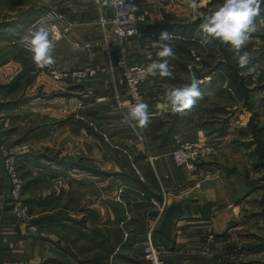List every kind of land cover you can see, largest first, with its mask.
I'll list each match as a JSON object with an SVG mask.
<instances>
[{
	"label": "crops",
	"instance_id": "obj_1",
	"mask_svg": "<svg viewBox=\"0 0 264 264\" xmlns=\"http://www.w3.org/2000/svg\"><path fill=\"white\" fill-rule=\"evenodd\" d=\"M142 2L143 0H139V7ZM49 8L62 14L67 26H70L69 31L55 45L53 52L62 70L107 68L109 55L105 51L106 44L113 48L110 57L115 65L122 56H125L128 64L141 65L131 61L130 56L135 53L128 50L131 44L136 41L141 42V40H152V35L156 40L160 38L157 32L150 30L144 32L142 37L130 39L121 47L118 46L110 29L104 31L99 25L101 18L113 16L109 4H104V0H0V47L8 54L4 56V59L8 61L4 64L0 62V264H85L96 255L98 250L94 248V251L81 252V248H87V240L83 234L92 235L97 229L110 230L112 240L116 239L118 217L116 204H120L116 202L115 194L113 196L116 191L121 193L120 208L128 219L144 215V233L138 239L135 249L139 251L142 249L149 228L154 226L153 243L161 251L162 258L167 264H227L231 262L232 256L226 255L223 251L225 249L224 238L216 240L215 236H224L228 228L237 231L244 226L246 221L248 223V220L243 218L246 209L257 211V200H250L257 192L256 188L249 192L245 187L238 188L228 194L222 187L223 182L219 181L226 172L228 176L231 174L226 164L229 160L231 161L232 153L241 152L242 148L234 144L238 141L243 142L235 139L239 134L238 130L237 134H234L229 122L227 134L218 135L227 123V119L219 115L211 116L216 117L215 119L206 116L205 113L202 114V111L206 109L202 99L190 112V116L193 117L191 121L182 125L180 133L176 136V146L178 141L206 142L207 147L213 150L214 155H217L216 158H220L216 165L203 166L202 170L212 172L213 177L210 189L202 192L200 188L198 189L195 174L185 167L178 166L170 150H163L159 141L152 138L154 127L160 121H166L165 117L170 114V111L167 113L166 110L169 107L167 103L157 102V107L153 106L150 109L151 119L148 126L143 128V141L138 139L136 133L119 115L114 98L116 94L124 95L126 92L122 69L116 67L113 73L100 72L96 78L75 84L70 81L55 82L49 77L47 68L36 67L37 78L31 86L25 87L23 80L20 81L18 87L13 86V82L24 71V67L18 61V52L21 49L14 46L13 42L19 39L29 25ZM164 25L165 23L160 24V26ZM86 44L91 46L85 48ZM151 62L152 59H148L142 66L145 67ZM172 74V76H178L176 72ZM165 86L175 85L169 79L165 82L154 83L151 77L143 88V94L145 88H150L152 92L154 90L165 91ZM156 91L151 93L157 97L159 94ZM161 93L164 95L163 92ZM24 94L28 97H39L30 104L23 105L21 99ZM55 94H71L75 97L67 100L66 97L54 98ZM100 97H105L106 102L97 103L96 100ZM156 97L154 100L157 99ZM8 103L13 104V109H8L6 106ZM73 106L78 108L79 119L85 118V120L76 121L80 142L78 150L73 153L79 156V163H73L84 166L85 169H71L64 163H60L70 161L61 155L66 150L64 148L66 141L62 143V148L57 152L59 157L31 153L26 158H15L20 162V169L23 172L22 178L25 182L23 196L24 202L28 204L25 205L30 217L29 221L21 222L11 210L10 182L3 166L7 152L5 136L10 137L18 132L21 122L18 118H36L38 122L39 118H47L48 124H52L53 118L56 117V109L59 112L58 117L65 118L62 108L66 110V107ZM162 110L167 114L158 118L162 116ZM112 120H122L124 127L121 124H116V126L111 124ZM57 121L59 124L67 125V121L61 122L59 119ZM209 123L212 125H205ZM103 124L111 130H104ZM106 131H109L112 142L106 137ZM116 140L123 143L117 144ZM223 151L227 152L223 154ZM243 152L246 153L245 150ZM138 153L146 156L145 164H150L152 167L158 180L157 185H151L150 180L143 177L136 165L133 164V168L128 167L127 170H123L118 164L117 159L121 155L133 154L134 156ZM37 155H44V157L39 158ZM205 159L202 161L208 160ZM106 164L110 165L108 169L105 167ZM141 166L145 169V166ZM198 168L199 166L196 170L200 172ZM49 169H58L59 173H64V177L41 176L40 172ZM90 170L98 173L109 172L111 176L102 177ZM122 170L126 173L136 170L142 183L153 194L149 199L150 205L151 199H156L160 204L165 201V208L177 204L185 206L186 214L175 220L168 234L169 238L156 235L163 221L164 212L159 217V211L152 205L158 215L154 218H147V213L152 208L147 206V198L143 191L136 185L125 183L121 177L119 179L115 177V174H121ZM107 178L113 181L107 191L111 192L108 198L112 206L106 210V214H103L105 211L103 212L102 203H104V193H107L103 191V181ZM70 181H72L71 186ZM134 191L140 194L135 196V193L132 194ZM154 194L162 197V200L159 201ZM69 200L78 202L76 211L70 212L69 206H65ZM233 202L235 205L230 208ZM126 203H129V207ZM56 214L76 220L78 223L69 220L39 225L33 223L34 220L43 216ZM252 216L256 214L252 213L250 217L253 218ZM241 218L245 221L242 222ZM260 229L263 233L264 227ZM198 250H204L208 254V257L202 260L203 262L193 256V251ZM139 255L143 260L142 254ZM262 255L264 253L260 252L252 256L264 257ZM234 259L238 262L235 256ZM143 264L147 263L143 260Z\"/></svg>",
	"mask_w": 264,
	"mask_h": 264
},
{
	"label": "rangeland",
	"instance_id": "obj_2",
	"mask_svg": "<svg viewBox=\"0 0 264 264\" xmlns=\"http://www.w3.org/2000/svg\"><path fill=\"white\" fill-rule=\"evenodd\" d=\"M189 3L190 0H143L139 8L141 13L142 12L147 13L146 21L144 22L145 24H151L152 27H158L160 26V24L165 23V25L171 24L174 27H178V29H185L195 21L199 20V19L193 20V16L198 15V12L193 11L189 7ZM220 3H222V0H204L199 11L205 10L206 12ZM261 8L264 10V4H262ZM257 25L259 30L252 34L253 37H251V39L245 45L244 49H242V51H247L249 53V60L256 58L258 55L264 54V25H261L259 23H257ZM196 33H198L200 37L202 36L204 38H200L199 40L192 39V41L194 42L195 41L199 42L200 46H193L191 48L193 56L195 57V62L187 63L188 64L187 66H189L188 69H190L189 70L190 73H187L183 71L180 67H178L177 64L174 63V59L170 60V70L172 72H176L179 78H182V80H185L186 82H189L191 80V77L195 75L194 66H196L197 69L202 73H206L208 69L211 68V66L212 67L215 66L217 60L223 59L222 42L210 36L204 35L199 26ZM142 34H144V32ZM173 36H177V35H171V39L165 41V43H169L173 46L175 51V57L179 58V56H182L183 54L181 52L182 50L180 49L181 46H179L178 43L180 39H176V38H182V37L178 36L176 38H173ZM151 39L152 40H148V39L144 41L141 40V42L136 41L133 44H131V47L128 50H130V52H135L130 56L132 62L139 63L141 65L145 64V62H147V60L149 59L148 58L149 53H151L152 60L159 59V57H157L156 55L159 49L153 48L151 46V43L158 41L159 39L156 40L154 37ZM209 42L211 44L210 47H208ZM14 46L16 47L18 46L17 48L23 50L19 45H14ZM226 46L227 45H225V48ZM1 48L2 47H0V62L4 64L5 61H8L7 59H4V56L8 54L6 53V51H4L3 48L2 49ZM230 50L232 53H234V50H232L231 47ZM29 56L31 55L29 54ZM237 63H238V58L236 56H232L231 64L233 66H238ZM240 76L242 82L243 83L245 82V84L251 90L250 102H252L254 106L252 107L250 106L251 108L244 107L242 101L237 103L228 94L219 97L218 94L220 90H228L231 93L233 89L231 90L229 88V81L227 78L226 80H223V77L218 76L216 77L214 86L208 89L207 97H204L202 99V101L204 102L203 106L206 108L204 109V111H202V114L205 113L206 116L209 117L219 115L221 116V118H225L229 120V122L231 123L232 132H234V134H237V130L239 134L240 132H244V131H248L249 133L247 136L238 134L235 139H238L240 141L242 140L243 142L248 140L253 141L254 137L252 134V129L264 125V61H262L260 65L256 68L250 70H240ZM210 79L211 77H207L206 81H209ZM199 81L200 83L204 82V80H199ZM230 82H232V79H230ZM23 83L24 86L28 85L26 84L25 80H23ZM151 92L152 91H150V88L144 89V102L148 104L149 113L151 111L150 109H152L153 106L157 105V102L164 101V104L167 103L164 95L161 93L164 92L163 90L156 91L157 94L159 95H157L156 97L157 99L155 100H154L155 97L152 96L153 92L152 93ZM28 93L31 94V92ZM208 93H211V95H208ZM214 107L226 108L227 113L222 114L216 112L210 114V112H208L207 110L213 109ZM62 110H63L62 114L65 115L64 116L65 118L58 117L59 112H57L58 109H56L55 111L56 117L53 118L54 121H52L53 122L52 124H48V122L46 121L47 118H43V119L39 118V122L37 121L36 118H18V120L21 121L18 132L16 134L13 133L10 137L5 136L4 139V142L6 144L5 149L7 151L6 155L8 154L7 156H9L10 158L11 157L14 158L15 160L14 163L17 164L18 169L20 168L19 165L20 162L17 161L18 159L15 158H23V157L26 158L27 156H30L29 154L31 153H33L34 155L48 154L50 156L59 157L57 156L58 155L57 152L62 148V143L65 141L66 143L64 144V148H66L68 152H66V150L62 152L61 154L62 157H65V159H68L72 162L79 163L78 161L79 156L76 153H73V151L75 152L78 150V146L80 142L79 140L80 136L77 133L78 126L76 121L78 120L82 121L85 120V118L82 117L81 119H79L80 118L78 115L79 111L76 106L66 107V110L62 108ZM166 110L168 111L167 113H169V111L170 113H172V110L169 107ZM64 111L67 112L65 113ZM115 112L117 113V110ZM161 112H163L162 116L158 118H161L165 116V114H167L164 113V110H162ZM232 113L233 116L231 117ZM211 118L216 119V117H211ZM57 119L61 120V122L67 121V125L64 126L63 124H59V121H57ZM111 124H115L116 126V124L122 125L124 123L122 122V120L119 121L112 120ZM103 128L104 130L110 129L104 124H103ZM109 135H110L109 131H106V137L110 142H112V139L110 138ZM116 142L117 144L123 143L120 140H116ZM203 144L206 148H208L206 142ZM234 144L237 147L242 148L241 152L238 153L235 151L236 153H232L233 154L232 159L228 158L231 159V161L229 160L226 166L228 168L227 170H231L230 171L231 174L228 176V173L226 172L224 176L220 177L219 181L223 182L221 183L222 187L223 189L224 188L226 189V192L228 194H230L231 191L237 190L238 188L241 189L245 187V189L248 190V192L249 190L251 189L253 190L254 188H256L257 192L254 193V195H252L253 197L250 200H254V199L257 200L256 202L257 211L255 212L254 209H246L243 218L248 220V223L246 221L244 226L237 231H233L232 229L228 228L227 233L223 237H219V238H224L223 240L225 243L224 246L225 249L223 251L226 253V255L232 256L231 262H228L227 264H264V257L252 256L258 253L250 252L249 250H247L248 246L264 244V232L262 233L260 229V227H264V220L262 217L264 210V164L261 163L259 156H253V152L256 148L255 145L251 146L250 149H247L244 146L239 145L241 144L239 143V141L238 143H234ZM70 146L71 147L73 146V148H70ZM243 150H245L246 153L243 152ZM225 152L227 151H223V154H225ZM214 154L215 153H213L212 150L211 154L205 153L203 156L199 157L194 165L196 168L199 166L201 171L197 172L196 168H195L196 171L195 170L191 171L195 174L194 175L196 176L195 180L199 185L198 189L200 188L199 190H201L202 192H204V190L210 189V184L212 182V177H213L212 172H209L208 170L206 171L202 170L203 166H213L216 165V162L220 161V158H216L217 155ZM130 157L132 159V156ZM203 159L205 160L208 159V160L202 161ZM108 166L110 165L107 164L105 165L107 169L109 168ZM45 170L47 169L45 168ZM45 170H43V172H40L41 176L52 175L55 178H57L58 176L62 178L64 177V173H59L58 169H54V170L49 169L48 171ZM19 171L21 173V176L23 177V172L20 169ZM112 182H113L112 179L109 180L108 178L103 181L104 192L109 191ZM71 183L72 181H70L69 183L70 186ZM110 193L111 192L104 193V198H103L104 203H102L103 204L102 206H104L103 212L105 211V213L103 214H106V210H108L110 206H112L111 200L108 198V196H110L109 195ZM114 194H115L116 202L121 204L122 202L121 193L116 191L113 193V196ZM66 199L68 200V197H66ZM77 203L78 202L69 200L66 202L65 206H69L70 212H74L78 208V206L76 205ZM234 205H235L234 202L231 203V207H233ZM250 213L251 214L255 213L256 216H252L253 218H251ZM243 218H241L242 222L245 221L243 220ZM245 226L247 227L245 228ZM219 238L215 236L216 240ZM263 253L264 251L261 252V254ZM193 256L198 257V260L202 261L203 259H206L208 257V254H206L204 250L201 251L198 250V251H193ZM234 256L236 257L238 262L234 259Z\"/></svg>",
	"mask_w": 264,
	"mask_h": 264
},
{
	"label": "trees",
	"instance_id": "obj_3",
	"mask_svg": "<svg viewBox=\"0 0 264 264\" xmlns=\"http://www.w3.org/2000/svg\"><path fill=\"white\" fill-rule=\"evenodd\" d=\"M262 17H264L263 9L261 11V15L256 17V23L260 24V20ZM200 23L201 21L197 20L194 23H192L189 27H186L185 29H178V27H174L173 25L152 27L145 23L139 24V27L141 31L143 32H148L150 30L155 31L158 33V36L161 35L162 32L166 31L170 35H177V36H173V38H176L178 36L182 37V38H176V39H180L178 43H179V46H181L180 49L182 50L181 52L183 55L179 56V58L175 57L174 63L177 64V66L180 67L183 71L190 73L188 70L189 66H187L188 65L187 63L195 62V57L193 56L191 48L193 46H200L199 42L197 41L194 42L192 41V39L199 40L200 38H204L202 36L200 37L198 33H196ZM222 45H223V50H222L223 59L217 60V63L215 64V66L213 67L211 66V68H209L206 73H202L201 71L197 69L196 66H194L195 77L198 80H204V82L200 83L199 85L200 90L201 92L205 93L204 97H207V91L209 88L214 86L216 77L221 76L223 77V80H226L227 78L229 81V88L231 90L233 89L232 91L233 93L232 92L230 93V91L228 90H220L218 95L225 96L226 94H228L233 100H235V102L239 103L242 101L244 107L251 108L252 106H254V104L250 102V97H251L250 91L251 90L245 84V82L244 83L242 82L241 76H240V70H250V69L258 67L260 63L264 61V54L258 55L256 58L249 60V64L245 68H241L239 67L238 63H237L238 66H233L231 64V57L236 56V55L235 53L231 52L230 46L227 45L225 48V44L222 43ZM210 46L211 44L209 42L208 47ZM18 61L24 67V71L22 72V74H20L16 78V80L13 82L12 85L18 87L20 81L25 80L26 84H28V85H25V87L31 86L36 81V78H37V73L35 71L36 66L32 62L31 56H29L27 52L20 50L18 52ZM205 65H206V62H205ZM151 77L152 76H150V79ZM207 77H211V79L209 81H206ZM166 79H169L171 83L175 86L177 85L180 86L186 83H190V81L185 82L176 76H172L169 78H161L159 76H156L155 78L152 77V81H154V83H159L162 81L165 82ZM230 79H232V82H230ZM70 90H72V88ZM152 96L156 97L154 94H152ZM38 97L39 96L28 97L26 96V94H24L23 98L21 99V102L23 105H28ZM53 97L54 98L66 97L67 100H69L75 96L74 95L72 96L71 94H55ZM198 103H199V100L197 101L196 105H198ZM6 106L8 107V109H11L13 104L8 103L6 104ZM192 109L185 110L182 113H174L172 111V113L166 116L167 118L166 121L165 120L160 121L154 127L152 138L154 140L159 141L160 147L163 150L169 149L170 150L169 152H172L175 149L176 136L180 133V129L182 125H184L187 122H190L191 119L193 118L190 116V112L192 111ZM207 111L210 112V114H213L216 112L222 113V114L227 113L226 108H220V107H214L213 109H208ZM232 116H233V113L231 114V117ZM226 121L227 123H225L224 126L222 127L223 130H221L218 134L220 136L227 134V126H228L229 120H226ZM205 125L210 126L212 124L209 123ZM244 132H240V134L246 135V136L249 134L248 131H244ZM252 134L254 137L253 141L248 140L244 142H239L241 143L239 145H242L247 149H250L251 146L255 145L256 148L253 152V156H259L261 163L264 164V125L258 128L256 127L252 129ZM130 156H132V160L130 159ZM130 156L123 154L117 159L120 167L123 170L125 169L127 170L128 167L133 168V164H134L141 171L143 177L150 180L151 185H154V184L157 185L158 180L155 176L154 171L152 170V167L150 166V164L149 165L145 164L146 156H144L141 153H138L134 156L133 154H130ZM37 157L43 158L44 155H37ZM60 163L61 164L64 163L67 167H70L71 169H79V170L85 169L84 166H80V165L78 166V164H74L72 161H68V162L64 161ZM141 165L145 166V169H143ZM90 172L96 173L97 175H100L102 177L111 176L109 172L98 173L93 170H90ZM115 177H117L118 179L119 177H121V179L125 183L136 185L138 186L139 189L143 191V194L147 198L146 200L148 202L147 206L152 208V210L147 213V218H150V217L154 218L158 215V212L153 210V206L152 204L150 205V202H149V199L153 194L142 183L140 177L136 173V170L129 171L128 173L123 171L119 175L115 174ZM134 193H135V196L137 194H140L137 191H134L132 194L134 195ZM154 196H156V198L159 199V201L162 200V197H159L155 194ZM24 204L28 205L27 202H24ZM116 205H117L116 211H117L118 217H117V223H116L117 224V235H116L115 241H113L111 238L112 233L110 230L101 231L97 229L96 231H93L92 235L81 233V235L83 234L87 240V248H81V252L85 250L94 251V248L98 250L96 255L91 259L88 258L89 260L85 264H143V260L140 258V255H139V254H142V249L140 251L135 249V245L136 243H138V239L140 238V236L144 233V226H145L144 215L143 214L137 215V216L131 217V219H128L126 214L124 215V213L121 211V208H120L121 204H116ZM127 206L129 207V203L127 204ZM184 207L185 206L181 204H177L169 208H165V211L162 215L164 218L160 225V228L156 232V235L169 238L168 234L170 232L171 227L174 225L175 220L182 218L186 214V210H184ZM262 217L264 220V210H263ZM68 220L78 223V221L76 220H72L67 217H62L57 214L50 215V216H43L39 219L34 220L33 223L36 225H39L42 223L47 224V223H55L57 221H68ZM120 225H123V226H120ZM153 237H155V233L153 234ZM216 237L217 238L223 237V235L216 236ZM247 250H249L250 252H254V253L263 252L264 244L248 246Z\"/></svg>",
	"mask_w": 264,
	"mask_h": 264
},
{
	"label": "built area",
	"instance_id": "obj_4",
	"mask_svg": "<svg viewBox=\"0 0 264 264\" xmlns=\"http://www.w3.org/2000/svg\"><path fill=\"white\" fill-rule=\"evenodd\" d=\"M139 0H117L116 4H112V0H109V8L113 12L111 18H101L99 25L106 31L110 29L111 33L117 40L118 46H122L126 41L133 38L142 37V31L139 24L146 21V13L140 12L139 10ZM44 18V22L51 29L50 38L56 45L70 29L67 26L66 20L62 14L53 8L46 10L40 17H38L34 22H32L29 27L25 30L22 36L13 42V45H19L23 50L31 55L21 43V39L24 35L28 33V30L37 22ZM152 37H154L152 35ZM91 45L86 44L85 48H89ZM105 51L109 55L108 67L104 69L89 68L86 70H62L59 66L58 61L53 67L47 68V72L53 80L59 81H70L71 83H80L88 79L96 78L99 73L110 72L113 73L115 68L118 67L122 69L123 79L126 86V92L124 96L120 94L115 95V102L119 115L124 119L129 127L136 133V136L140 141H143V128H140L135 121L128 119L129 107L136 102L137 99H142L144 101L143 88L148 82L150 76H145L141 71L144 66L137 64H128L125 56H122L118 63L115 65L110 57L113 48L106 44ZM97 103L106 102L105 97L97 98ZM65 113L67 111H64ZM203 142H185L178 141L176 148L171 152V156L174 162L180 166L185 167L189 171H193L195 168V162L199 157L203 156L205 153L210 154L212 150L206 148ZM8 155V154H7ZM5 155L4 158V169L9 178L10 191L9 196L12 203L11 210L17 220L21 222H26L29 220V210L24 204V181L22 179L21 173L18 169L15 160L9 156ZM165 196V194H164ZM151 204L159 211V217L166 207V202L160 204L156 199H151ZM155 227L152 226L148 230V235L146 242L142 246V256L143 260L147 264H167L162 258L161 251L153 243V232Z\"/></svg>",
	"mask_w": 264,
	"mask_h": 264
},
{
	"label": "clouds",
	"instance_id": "obj_5",
	"mask_svg": "<svg viewBox=\"0 0 264 264\" xmlns=\"http://www.w3.org/2000/svg\"><path fill=\"white\" fill-rule=\"evenodd\" d=\"M120 2L122 3V0ZM203 2L204 0H190L189 7L198 12V15L193 16V20L201 21L199 27L204 35L229 45L238 58L239 67L245 68L249 64V53L242 49L252 34L259 30L256 17L261 15L264 0H222V3L206 12L199 11ZM108 3L109 0H104V4ZM116 3L117 0H112V4ZM260 24L264 25V17L261 18ZM50 35L51 29L42 18L21 39V43L31 53L32 62L39 69L51 68L56 63L53 55L55 44ZM170 39L171 35L165 31L161 33L158 41L151 43L153 48L159 49L156 53L159 59L152 60L141 69L145 76L172 77L170 60L175 59V51L171 44L165 43ZM148 58L151 60V53ZM199 85L200 81L193 75L190 83L174 87L165 86L164 97L170 109L174 113H182L195 107L197 101L205 96ZM127 118L135 121L140 128L147 127L151 119L148 104L142 99H137L129 107Z\"/></svg>",
	"mask_w": 264,
	"mask_h": 264
},
{
	"label": "water",
	"instance_id": "obj_6",
	"mask_svg": "<svg viewBox=\"0 0 264 264\" xmlns=\"http://www.w3.org/2000/svg\"><path fill=\"white\" fill-rule=\"evenodd\" d=\"M11 206H12V203H11Z\"/></svg>",
	"mask_w": 264,
	"mask_h": 264
},
{
	"label": "bare ground",
	"instance_id": "obj_7",
	"mask_svg": "<svg viewBox=\"0 0 264 264\" xmlns=\"http://www.w3.org/2000/svg\"><path fill=\"white\" fill-rule=\"evenodd\" d=\"M230 208H231V206H230Z\"/></svg>",
	"mask_w": 264,
	"mask_h": 264
}]
</instances>
